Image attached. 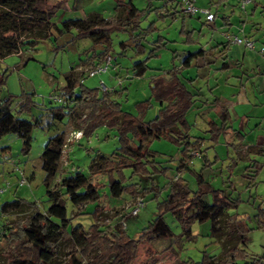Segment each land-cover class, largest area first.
I'll return each instance as SVG.
<instances>
[{
	"label": "rangeland",
	"instance_id": "obj_1",
	"mask_svg": "<svg viewBox=\"0 0 264 264\" xmlns=\"http://www.w3.org/2000/svg\"><path fill=\"white\" fill-rule=\"evenodd\" d=\"M75 1L46 0L48 6L55 5L54 14L50 19V37L38 42L34 48H22L18 54L0 59V100L8 99L11 110L16 113L24 99L28 98L34 103V107L28 112L20 111L18 115L30 119L40 112L36 106L45 108L57 105L51 102V97H61L60 91L65 85V76L71 72L77 81L82 79V85L86 88H98V82L102 80L106 87L112 89L108 94L120 103L124 111L146 122L155 117L159 109V104L150 93L151 80L159 76L168 77L172 65L183 66V58L196 53L191 57L190 65L184 66L177 75L193 94V101L185 115L188 123L186 133L189 138L203 140L200 148L202 154L192 153L193 158L188 167L182 168L179 164L181 147L176 142L167 137L143 140L142 145L153 154V158L148 159L154 160L156 171L149 167L148 170L153 173L148 175L149 178H142L141 175L132 173L130 167L121 169L124 185L137 184L135 195L122 193L118 198H112L108 192L107 175L98 174L90 178L98 186L100 194L101 211L97 221L110 226L118 223L124 226L129 236H134L158 212L157 203L166 197L171 182L181 178L192 191L197 189L199 182L209 185L212 183L213 189H225L226 195L229 194L237 201L235 207L227 209V213L236 214L239 220H243L251 228L243 235L240 245L249 254L263 253L264 227H257V215L260 209H264V147L260 148V151L257 148L248 150L242 149L240 144L253 146L258 138L264 137V82L260 74L251 70L252 67L246 69V65L240 63L233 66L235 68L231 67L234 73H237V69L247 73L240 78L232 77L228 81L241 89L233 99L237 102L233 112L238 120H232L230 123L243 135L234 133L232 138H228L232 132L221 133L213 141L210 127L213 122L217 125L216 128H219L221 121V118L215 115L216 107L212 100L216 93H211V86L216 78L226 76V73L220 74L221 71L216 67L221 66L225 60H241L243 49L245 50L242 46L229 43L225 33L243 34L253 40L256 47L261 46L258 43L264 38V0H254L245 11L239 10L234 0H194L197 7L205 6L211 14L217 15L215 27L213 22H205L203 15L189 16L183 13L182 0H150L151 8L148 7V0H131L136 8L144 10L139 20L140 27L145 28L151 23L145 32L147 41H143L144 52L137 53L133 48L126 46L122 53L120 42L125 41L130 45L128 34L113 29L109 35L110 51L97 57L92 55L98 53L102 46L93 44L89 38H77L76 30L72 27L66 29L62 22L98 14L110 24H114L115 3L127 0H77L74 6ZM171 6L180 9L182 15L178 16L176 13L175 18L172 17ZM153 8H157L158 12ZM164 8H167V12H164ZM159 13L162 16L158 15ZM223 16L228 17L227 23H224ZM159 36L164 38L165 44L146 60V71L141 76H133L130 70L132 63L144 60L152 47L149 42ZM218 41L227 42L225 54H219L214 45ZM201 50H205L204 53H201ZM251 52L254 51L245 50L247 63H251ZM105 55L113 58L112 66L106 73L88 77L77 71L79 67L82 70L90 68L94 65L93 62H100ZM78 88L77 84L76 90ZM63 99L68 101V98ZM141 102H147L143 110L138 107ZM85 112L77 111L70 119L63 118L60 121H52L49 116H45L40 125L32 129L31 145L27 154L23 153L21 140L16 134L7 133L0 137V149H5L4 155H0V186H4L5 182L10 183L9 188L0 193V203L22 198L35 203L39 210L43 211L47 207L43 181L45 173L40 166V154L47 140L57 133H64V146L51 186H55L64 175L77 170L87 174L88 165L96 154L105 157L111 155L117 147L114 129L98 126L87 138L81 136L77 140L69 139L71 132L78 131L73 128L74 119L78 116L82 118ZM129 137L134 145L138 144L137 138L131 134ZM235 138L240 140L235 141ZM21 173L27 182L23 186H17ZM245 174L250 177L247 179ZM113 177L117 178L119 174L114 172ZM144 189L147 192L144 193ZM136 198L142 199L143 207L136 216H130L129 207ZM66 208L67 215L71 216L75 212L91 211L93 204L72 207L68 203ZM5 218L15 221L21 216L7 213L1 221ZM164 220L170 226L173 238L139 240L130 264H185L186 261L200 260L203 252L219 257L221 240H216L210 235L209 221L192 222L191 235L186 238L181 235V226L171 213L164 214ZM89 222L90 219L83 215L72 219L74 225L80 223L86 226ZM5 246V240L0 237V264L7 263L3 253ZM74 253L81 259L76 251ZM42 257L48 260L50 255L43 253ZM58 258L60 263H64L68 254L61 253ZM212 264H217V260L214 259Z\"/></svg>",
	"mask_w": 264,
	"mask_h": 264
},
{
	"label": "trees",
	"instance_id": "obj_2",
	"mask_svg": "<svg viewBox=\"0 0 264 264\" xmlns=\"http://www.w3.org/2000/svg\"><path fill=\"white\" fill-rule=\"evenodd\" d=\"M76 4L77 0L74 6ZM148 7H152L150 0ZM54 10L55 5L48 6L46 0H0V59L18 54L22 48H34L38 42L48 39ZM115 10L114 24L98 14H90L85 19H66L62 23L66 29L74 28L77 38H89L93 44L102 46L92 56L97 57L110 51L109 35L113 29L128 34L130 45L125 41L120 42L122 53L126 46L137 53H143V41H147L145 32L151 25L150 23L145 28L139 25L144 10L136 8L131 0L117 1ZM154 10L157 11V8ZM176 12L178 11L175 9L170 12L172 17ZM158 15L162 16L160 13ZM149 43L152 47L146 58L134 61L130 67L133 76H141L147 69L146 60L165 44L164 38L160 36ZM194 55L196 53L185 56L182 65H188ZM80 80L77 81L71 72L67 74L60 94L61 97L68 98V101L54 103L57 105L45 108L36 106L40 112L30 119L18 115V112H28L34 107V103L28 98L24 99L16 113L11 110L8 99L0 100V137L7 133L16 134L21 140L24 154L30 149L32 129L39 126L45 116H49L52 121H60L63 118L70 119L77 111H86L82 118L76 117L73 124V128L80 131L82 137L87 138L98 126L114 129L117 137V147L109 157L96 154L88 165L87 174L77 170L64 175L55 186H51V180L57 173L61 159L64 133H57L47 140L40 154V166L45 173L43 181L47 207L43 211L39 210L35 203L22 198L0 203V237L6 242L3 250L6 264H130L139 240L173 238L172 230L164 220L166 213H171L177 219L181 226V235L186 238L191 235L192 222L209 221L210 235L221 240L219 257L203 252L200 260L186 261L185 264H212L214 259L217 264H264V252L249 254L240 245L243 235L251 228L243 220H239L236 214L227 213V209L235 207L237 201L204 182H199L195 191L181 178L171 182L168 194L157 203L158 212L134 236H129L124 226L118 223L113 226L98 223L97 217L101 211L100 194L98 186L90 179L92 176H108L107 187L112 198H118L122 193L135 195L137 184L124 185L121 169L130 167L132 173L139 174L142 178L153 173L148 170L149 167L156 171L154 160L148 159H152L153 154L142 145L143 140L167 137L176 142L181 147L179 164L184 168L191 162L192 153L202 154L200 148L203 140L189 138L186 133L188 123L185 115L193 101V94L178 77L175 66L169 70L168 77L159 76L151 80L150 93L159 104V109L155 117L146 122L124 111L110 94L99 88H86ZM146 106L147 102L138 104L141 110ZM220 118L219 128L211 123L213 141L230 129L225 122L226 111H222ZM129 134L138 139L137 145L131 142ZM3 153L5 149L2 148L0 155H4ZM179 170L180 167L178 172ZM114 172L119 177L114 178ZM245 177L248 179L250 176L245 174ZM146 189L144 193L147 192ZM68 203L72 207L92 203L93 208L91 211L75 212L68 216ZM7 213L17 214L21 218L15 221L5 218L1 221ZM82 215L90 219L86 226L72 224V219ZM257 217V227H264V209L259 210ZM75 251L82 260L76 257ZM1 252L0 250V254ZM43 253H48L50 258L44 259ZM61 253L68 254L64 263H60L58 258Z\"/></svg>",
	"mask_w": 264,
	"mask_h": 264
},
{
	"label": "crops",
	"instance_id": "obj_3",
	"mask_svg": "<svg viewBox=\"0 0 264 264\" xmlns=\"http://www.w3.org/2000/svg\"><path fill=\"white\" fill-rule=\"evenodd\" d=\"M234 2H235V0H234ZM202 7H205V6H202ZM173 9H175L177 11H180V9H177L176 7L174 8L173 6H171V10L170 11H173ZM164 12H167V8H164ZM176 13H177L178 16L182 15L181 11L180 12H176ZM176 13L174 14V18L176 16ZM216 16L217 15L215 14L214 19L212 21H206L205 18H204V21L205 22H213L214 27H215L216 26L215 23H216V20H217ZM227 18L228 17L223 16L224 23H227L229 21V20H227ZM113 22H115V20ZM223 32H225V31H223ZM247 35L249 37H251L249 34H247ZM258 44H261L262 46H264V38L261 39V41ZM214 45L219 50V54H223V53L225 54L226 49L228 47L227 42L225 43V42H222V41H218ZM245 50L243 49V53H242L243 57L241 56V60H238V59H234V60L233 59H230V61H226L225 60V61L222 62V65L221 66L216 67V69H219L221 71L220 74L226 73L225 74L226 76H224V78H216V79L214 78L215 81L213 83V86H211V90H212L211 93L212 92L213 93H216V95H214V98L212 100V102L215 103L214 107H216L215 108V113H216L215 115L217 117H221L222 111H226V114H227V119H226L225 122L230 127V129L227 132V134L229 132H232V134H230L228 136V138H232L233 135H234V132H236V134H238L240 136L243 135L241 132H239L238 130L234 129V126L231 125V123H230L232 120H236L238 118L234 114V112H233V109L235 108V106H237V102H234L233 99H234V96L235 95H237V94L240 93L241 89L237 88L235 85H233L232 83H229L228 81L232 77H234V78H240L241 76H243V74H246L247 73L246 72L247 70L245 71L246 73H244V72L240 71L239 69H237L238 70L237 73H234V71L231 70V67L237 66L239 63L240 64H245L246 66H244V67H246V69L247 68L250 69V67H252L251 70H253V72H255L257 74H260L262 76V80L264 82V78H263V73H264V64L263 63L264 62H263V60L260 58V56L256 52H251L250 57H249V60H250V62L252 64L251 63H247L246 62V59H245V54H244L245 53ZM201 51H200L201 53H204L205 50H201ZM190 62L191 61H189L188 65H183V66H180V67L179 66L172 65V67L175 66V72L178 73L184 66H189L190 65ZM98 63L99 62H93L94 65H96ZM212 63H214V61ZM202 65L204 66L205 64H202ZM233 68H235V67H233ZM168 73H169V71H168ZM210 104H213V103H210ZM236 140L239 141L240 139L235 138V141ZM240 144L243 146L242 149L245 148V149H248L249 150V149L257 148V149H259L258 151H260V148L264 147V137L258 138L256 140V143L253 146H248V145H245L243 143H240ZM250 147H252V148H250ZM211 185H212V183H211ZM211 187L213 188V186H211ZM216 189H218V188H216ZM220 190H222L224 194H227V191L225 189H220Z\"/></svg>",
	"mask_w": 264,
	"mask_h": 264
},
{
	"label": "built area",
	"instance_id": "obj_4",
	"mask_svg": "<svg viewBox=\"0 0 264 264\" xmlns=\"http://www.w3.org/2000/svg\"><path fill=\"white\" fill-rule=\"evenodd\" d=\"M254 0H235L238 8L241 11H245L246 7L251 4ZM182 10L183 13L189 15V16H193L195 14H200L203 15L206 21H212L214 19V15L210 13L208 8L205 7H197L195 5L194 0H182ZM225 37L227 39V41L231 44L234 45H239L242 46L243 48H245L246 50L249 51H254L256 52L263 60L264 62V46H258L256 47L255 43L253 40H251L250 38L246 37L245 35H238V34H232V35H228L225 33ZM112 56L110 55H105L102 57L101 61L96 64L91 66L88 69H83L81 67H79L77 69V71L79 72H83V75L86 74V76L88 77H94L96 75H101L103 73H106L108 71V69L112 66ZM82 70V71H81ZM263 78H264V73H263ZM82 81V79L80 80V82ZM98 88L105 92V93H109L112 91L111 88H108L105 86L104 82L102 80H100L98 82ZM51 101L53 103H64V99L60 96H53L51 97ZM70 140L71 139H79L81 137V132L80 131H73L70 134ZM194 155H197V153H193ZM4 158V156H3ZM26 178L23 176V174L21 173V177L17 180V186H23L24 184H26ZM10 186L9 182H5L4 186H0V193L4 192L6 189H8ZM143 207V201L140 198H136L132 203L131 206L129 207L130 212L129 215L130 216H136L140 210V208ZM123 224V223H122ZM124 225V224H123Z\"/></svg>",
	"mask_w": 264,
	"mask_h": 264
}]
</instances>
